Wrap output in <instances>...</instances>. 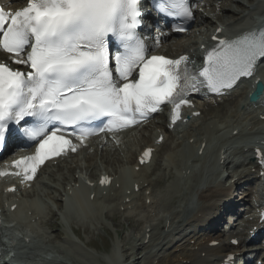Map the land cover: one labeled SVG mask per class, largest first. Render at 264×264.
Instances as JSON below:
<instances>
[{"label": "snow or ice", "instance_id": "snow-or-ice-1", "mask_svg": "<svg viewBox=\"0 0 264 264\" xmlns=\"http://www.w3.org/2000/svg\"><path fill=\"white\" fill-rule=\"evenodd\" d=\"M140 3L26 0V7L15 12L0 6V50L11 54L13 63L30 69L20 71L0 62V145L16 131L35 142V154L14 165L25 180L33 179L46 160L68 149L76 151L63 134L65 127L72 129L69 136L83 142L98 132L140 123L164 104L171 105V123L176 124L192 92L231 89L242 77H252L258 59L264 58V31L220 39L198 73L188 67L187 56L151 55L137 32L142 23ZM157 7L166 16L194 17L189 0H158ZM185 30L183 25L174 28ZM110 38L119 45L114 57ZM27 117L37 123L22 127ZM102 118H107L102 127H88ZM150 154L151 149L146 150L141 163ZM257 154L264 162V155L259 150Z\"/></svg>", "mask_w": 264, "mask_h": 264}, {"label": "rangeland", "instance_id": "rangeland-1", "mask_svg": "<svg viewBox=\"0 0 264 264\" xmlns=\"http://www.w3.org/2000/svg\"><path fill=\"white\" fill-rule=\"evenodd\" d=\"M208 1L209 5L204 6L203 9V15L206 16V19H204L205 21L203 22L201 20V25L195 24L192 26L190 30L185 33L186 35L183 34L180 37L167 39V41L159 47L161 52L169 56H175L181 53H176L177 49L181 47H185V50L189 47L190 52H195L196 47L198 48L195 42H202L201 40L203 39L207 40L206 35L209 33L212 34L215 31L214 29L210 31V29H212L211 26L213 24H217V19L214 17L217 16V14H221V1L230 0H195V3L198 4L202 2L205 5ZM239 1L240 4L232 3V10L239 9L238 11L240 12V7H244L246 8V15L254 12L258 4V2H256L257 0L253 3L250 2V0ZM232 2H234V0ZM211 20L212 25L208 24ZM231 98L230 100L219 101L216 104L215 102L211 103L210 108L217 112H222V115L227 112L226 117L221 119L218 123V130H214L215 132L213 131L214 133L211 135L208 133L210 132L208 126L213 122L210 119L211 112H204V115L197 120L198 122L196 125L190 123L188 126L167 133L166 145L160 148L154 162L147 166L143 173V175L146 174L145 179L150 186L144 187V189L139 192H133L129 187L132 186L134 182L131 181L127 183L128 186L130 185L129 187L125 184V186L129 188L125 192L131 202L124 203V201H122L121 207L115 204L109 205L108 203L102 202V206L96 204L94 211H92L91 214H85L79 221L69 216L65 210L64 206L67 203L66 201H68L65 191L74 185L77 186L82 184L81 182L76 183L75 177L78 176L89 181H95L101 172L111 173L115 178H119L120 181L118 185L122 184L121 174L126 170L129 174L132 168L135 167L133 164V160L135 159L134 154L142 147L141 143L148 138L149 134L153 132L156 127L161 125L164 116L158 115L153 117L145 128L138 129L129 134H124L121 136L122 143L119 142L120 144L118 143L113 146L110 142L108 143V140L106 145L102 148L99 142L90 143L88 144V149L85 148L81 153L72 156L61 164L49 167L40 177L36 187L30 190L35 193L34 199L43 204V212L40 218L42 223L40 222L39 227L40 235L35 243L36 248L49 258V264H115L114 259L116 255H112L113 248L117 250V256L120 261H122L121 264H126L136 253H139L142 257L139 264H156L148 258L149 255L147 253L157 250L158 252L161 251L159 253L161 263L158 264H177L179 258L192 253L194 251L192 243L184 247L179 244L169 250H167V248L163 249L165 246L163 244L165 242L162 241L163 238H160V236L162 234V228L167 226L164 222L157 221V219L161 220L162 215H169L171 216L170 222H172L173 216L183 208L185 200L190 198L191 191L194 188L193 186H196L198 180L201 179L205 160L214 157L222 144L228 143L235 147L237 142L227 140V134L230 129L236 126L240 128L244 126L247 127V125L250 124V120L255 118L254 116H256V113L254 108L241 109L238 107V103H240L239 94ZM235 130L236 128L232 131ZM205 133L208 134L206 137L209 138L206 147L207 151L204 155L197 156L196 152L198 145L199 149H201L205 142L201 139L200 143H198V138ZM193 140H197V143H191ZM108 145H112V147L110 146V148ZM157 147L158 146H156V149ZM96 150H98V152H96ZM183 164L185 165L182 166ZM181 169H186L188 172L187 178L184 180L181 179ZM232 171L233 168L231 167L230 172ZM182 173L184 174V172ZM93 175H95L94 178ZM135 175L136 174H134V176ZM130 176L128 178L133 180L134 177L132 176V178ZM97 183L98 180L92 192L94 194L101 189V187L99 188L97 186ZM118 192L119 193L116 192L115 194L120 196L121 191ZM128 192L130 194H128ZM240 193V190H237L235 195L240 196ZM147 196H151V199ZM108 197L109 196L103 198L106 199ZM113 199L115 198L109 199V201L112 202ZM147 199L152 200L155 205L145 203ZM117 201L113 200V202L116 203ZM157 203H159V207ZM48 221L55 223V225L58 226V230L53 231V229L47 225ZM227 221L225 217L223 220H220L218 223V229L220 231L226 229L225 225L228 223ZM152 227H155V230L151 234L153 238L150 237L149 240L150 246H152V242L155 241L154 239L158 238L160 239L157 240L156 243L159 242L158 244L160 245L153 248L147 246L144 252H138L137 249L142 242H137L145 235L147 229L148 232L146 236L143 237L145 240L147 235L151 233L149 229ZM54 233H60L62 238L55 239ZM73 234L80 237L82 240L80 244L76 242V238ZM184 237L185 236L182 238ZM202 238L203 236L201 239ZM151 240L152 242H150ZM196 244L195 242L194 246ZM156 256L157 255H155V257Z\"/></svg>", "mask_w": 264, "mask_h": 264}, {"label": "bare ground", "instance_id": "bare-ground-1", "mask_svg": "<svg viewBox=\"0 0 264 264\" xmlns=\"http://www.w3.org/2000/svg\"><path fill=\"white\" fill-rule=\"evenodd\" d=\"M232 1L233 0L221 1V6H220L221 7V10H220L221 14L220 15L217 14V16L214 17L215 19H217L218 23H222V25H224L226 27H229L232 24L236 23L237 21H239L241 19V17L244 18L245 16H247L245 14L246 13V8H244V7H240V12L238 11L239 9L238 10H232V6H233L232 3L240 4L239 0H234V2H232ZM255 1L256 0H250V2H252V3L255 2ZM241 2H243V1H241ZM208 3H209V1L206 2L205 6L206 5L208 6L209 5ZM3 4L5 5L6 8L15 9V8L20 7V6L26 5V2L24 3L23 0H6L5 2L3 1ZM204 19H206V16H204L200 12H197L196 23L201 25V20L204 22L205 21ZM212 20H211L210 23L208 22V24L212 25ZM203 26H204V24H203ZM199 28H200V26H199ZM211 28L215 30L213 32V33H215L219 29V26H218V24H213L211 26ZM206 37H207V41H209L211 39L212 35L209 33V34L206 35ZM167 39H168L167 37L163 38L162 43H165L167 41ZM192 43H194V42H192ZM195 43L198 46V48L202 44H205L204 42H200V41H197ZM186 51H188V52H186ZM178 52H181V53L178 54V55H175L176 57H174V58L180 57L182 55H187V54L188 55L190 54L192 58L196 57L195 56V52H190L189 47L186 50H185V47H181V48L177 49L176 53H178ZM1 56L2 55L0 54V57ZM18 68H20V67H18ZM238 94H239L240 98H244L247 95L246 89L241 90V91H235L234 93L229 95V97L225 95L227 98L214 99L215 100V104L218 103L219 101L230 100L231 97H235ZM231 99H233V98H231ZM196 100H197L196 101L197 103L194 100H192L197 105L198 109H196V111H202V109H203L204 112H211V114H210L211 118L210 119L213 121L211 124H213V126L215 128L214 130H216L218 128V126H217L218 124H217L216 120L221 121V119H224V117H226V115H227V112L223 113L224 115H222L221 114L222 112H217L216 110L210 108L211 107V103H212L211 100H208V99L203 100L201 98H197ZM238 104L240 105V103H238ZM239 105H238V107H239ZM238 107H237V109H238ZM166 115H167V113H166ZM260 115L264 116V113L260 114ZM236 116H237V114H236ZM254 117H256V116H254ZM249 118H247V119H249ZM166 119H167V117H166ZM253 120H254L253 124H255V126L256 125L257 126L261 125L263 123L259 118L256 119V120L255 119H253ZM161 125L162 126H159V127H156V128L157 129L160 128L163 131V134L160 133V132H157L156 134L150 133L148 138H146L144 141L142 140L143 141L141 143L142 147L147 146V147H151V148H155L156 149V145H155L156 144V140L161 135H164L169 130H171L170 126L167 125V124L161 123ZM146 126H144L143 128H145ZM209 126H208V129H209ZM214 130L209 129L210 132H208V133L211 135L212 133L215 132ZM190 138H192V137H190ZM109 141H108V143H109ZM163 144L165 145V143H163ZM110 146L112 147V145H110ZM102 148H103V146H102ZM240 150L244 151L243 148L240 149ZM96 152H98V150H96ZM105 152H106V150H105ZM245 153H249V152L246 151ZM247 155H248L247 157H250V156L253 155V153H249ZM89 156H91V155H89ZM154 158H155V154H154ZM133 161H134L133 164L135 165V167L139 166V164H137V158H135V160H133ZM134 168H132L131 172L129 173L131 175L130 177L134 176V174H135V172L133 170ZM256 168H257L256 167V161H251L246 166L243 164L240 174L238 176H235V177L232 176L231 180L236 178V177H238V179H236V181L233 182V183H231V180L228 181V183H219V182H216V181L214 183L213 182H209V183L206 182L202 187H199L198 182H197L196 186L191 191L190 198H187L185 200V202H184L185 204H184L183 208H181V210L177 214H175L173 216L172 222L169 225V227H163L162 228L164 230V232L165 231L167 232L166 236L164 237V240H167L166 244L167 243L168 244L172 243L175 240L176 236L174 235V232H176V231H178V233L176 234L177 235L176 239H178V235H180V234H182L184 232L183 236H185V237L182 238L181 240H185L187 242H191L194 239V237L198 235L197 234V229H199L200 231L201 230H207L208 231V235H202L203 238L199 241V243H197L195 245L196 247H195V251L193 252V254L190 255V256L181 258V261H182L181 263L182 264H184L183 262H185V264H224V260L227 258V256L229 254H237V252H239L240 250L245 249L246 247H248V243H250V241L252 240V236L250 235L252 233V230H254L255 226L261 227V225H258V219L255 217L254 211L256 210V208H258L259 211L263 210V206H264V194L262 196H260L257 193L258 190H261L262 192H264V183H263L264 180L261 179L260 176H259L260 175L259 173L261 172V170H257ZM253 169H256L255 173H253ZM144 171H145V168L141 167L139 173L137 174L138 177H142L141 174ZM107 174L111 177L109 172H107ZM94 176L95 175H93V178H94ZM139 180H141V179L139 178ZM240 183H242V184L246 183V184H249V185L251 184V186H254V190H255L254 192L253 191L252 192H247L246 196L242 197L239 200L241 203L245 204L244 205L245 207H248V210H247V212L245 214L241 215L237 219V225L234 228H231L228 233H226V230L225 231H219L217 229L216 225L222 219V216H224V214H225V212H226V210L228 208H234L235 209L234 212L236 214L238 213L236 208H235V206L233 207V203L232 202L234 201V199H233L234 198L233 197L234 188L238 187V185ZM84 188H85L86 191H88L89 195L92 194L93 189L86 188L85 186H84ZM124 189H125V185H124ZM123 190H121L122 194H123V192H122ZM117 193H119V192H117ZM250 195H252L251 196L252 199H257L255 204L251 203L248 200ZM114 197H115V199H113V200H115V201L118 200L119 201V199H118L119 195L115 194ZM120 198H121V196H120ZM191 198H196V202L198 204V207H197L196 210L195 209L193 210V209L189 208V206L192 204L191 202H189L191 200ZM113 200H112V202H113ZM257 203L259 204L258 207H256ZM158 204L159 203H157V206L159 207L160 205H158ZM154 205H155V203H154ZM184 213H185V215L187 214V218L184 220V222L181 225H179L180 220L182 219ZM232 215H230L228 217L229 220H232V218H233ZM252 216H254V218L252 220H250V218ZM165 218H162L161 220H163V219L166 220ZM161 220L157 219V221H161ZM48 222H47V225L49 227H51L53 229V231H57L58 230V226L55 225V223H53L52 221H48ZM230 223L228 222L226 224V226L229 227ZM177 224H178V227H175ZM154 230H155V227H152L151 231L150 230L149 231L152 232ZM189 230L191 231L190 232L191 235L190 234L187 235ZM147 232H148V230L146 229V233H145V235L143 237L146 236ZM54 238L55 239H61L62 237H61L60 233H54ZM233 238H240L241 239V244L239 245L238 248H235L234 246H232L230 244V240L233 239ZM159 239L160 238L154 239L155 240L154 242H152V240H151L150 241V242H152L151 245L153 246L156 243V241L159 240ZM220 239L221 240H228L229 243H227V244L223 243L217 248L210 247V244L212 242L219 241ZM143 240H144V238H143ZM203 254H204V257H203ZM150 255L152 257H155V253L151 252ZM263 257H264V250L259 253L258 258H259V260H261ZM134 258L137 259V255H135Z\"/></svg>", "mask_w": 264, "mask_h": 264}, {"label": "water", "instance_id": "water-1", "mask_svg": "<svg viewBox=\"0 0 264 264\" xmlns=\"http://www.w3.org/2000/svg\"><path fill=\"white\" fill-rule=\"evenodd\" d=\"M261 90H263L262 85L259 86L257 93L254 95V97H252L251 102H256L259 99L261 95Z\"/></svg>", "mask_w": 264, "mask_h": 264}]
</instances>
